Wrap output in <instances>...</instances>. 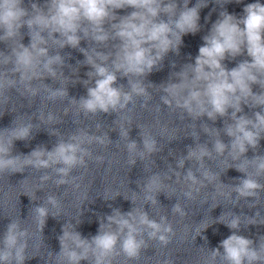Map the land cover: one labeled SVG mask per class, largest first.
<instances>
[{
	"label": "clouds",
	"instance_id": "clouds-1",
	"mask_svg": "<svg viewBox=\"0 0 264 264\" xmlns=\"http://www.w3.org/2000/svg\"><path fill=\"white\" fill-rule=\"evenodd\" d=\"M188 3L189 0H183V7L178 10L176 0H48L45 5L47 12L32 3L31 9L35 14L25 19L28 9L22 6L23 0H0V30L3 31L0 40L14 39L25 25L31 36L29 46L18 44L12 49V55L5 56L0 62L3 65L12 64L11 68L0 71V97L7 103V91L12 88L19 91L18 84L31 97H35L40 89L32 86L33 80H41L45 75L53 79L63 77V73H58L55 67L63 65L62 57L59 54H48V41L42 35L47 31L48 37L61 48L66 45L78 47L81 32L84 37L91 35L99 43L110 38L120 41L111 67L105 63L109 59L108 55L96 52L95 49L92 54L80 49L85 52V63L93 71L87 73L89 80L83 81L87 86V95L79 100L69 99V103L77 108L76 115L119 113L134 102V97H145L147 101L150 95L139 79H129V90L125 91L122 85L115 86L116 73L120 72L126 77H143L152 72L166 53L178 52L182 36L195 34L200 30L199 11L207 6L198 2L195 6L188 7ZM127 8L133 11L117 17L116 10ZM243 13L238 18L227 11L220 12V18L212 25L209 34L203 37L204 43L199 48L195 63L187 64L176 74L178 83L170 82L162 86L165 95L160 99L164 105L169 108L174 105L193 119L206 115L215 121L217 117L227 116L229 109L232 110L233 122L224 127L225 134L230 137L228 144L219 138L213 140L211 149L207 144L196 143L195 147L188 146L186 156L176 159L178 169H183L186 161H195L203 180L197 177L192 168H188L183 175L174 168L169 171L175 175L177 183L182 179L187 184L188 191L184 195L191 199L193 192L199 193L198 185L203 186L205 180L208 183L217 180L216 174L204 167L205 158H213V153L223 156L226 152L233 161L244 157L242 162L234 166L238 172L244 173V178H240L235 186H230L231 191L228 193L221 192L219 184L217 192L226 197H231V193L235 192L237 201L252 197L254 200L249 207H255L259 203L260 193L264 191V184L257 179L264 176V155H254L248 159L245 153L249 148L257 149L264 136V4L258 0L247 4ZM161 14L166 15L167 20L161 18ZM109 21L112 22V37L104 28L105 22ZM54 33H58L60 39H54ZM245 50L250 61L240 62L228 70L223 61L229 57L235 58ZM97 59L101 62L97 63ZM16 74L19 76L18 80L12 78ZM253 84L260 85L262 90L254 93ZM44 91L47 92L46 99L50 101L68 98L65 86L53 89L45 85ZM242 104H247L250 108L259 107L261 110L254 112L252 117L238 115L243 111ZM159 110L157 107L156 111ZM64 112L67 114L68 109ZM39 118L44 120V114L40 113ZM46 119L49 123L62 122L53 113H49ZM127 122L130 124L131 120ZM32 127L31 123H27L0 130L3 133L0 134V174L23 172L27 167L36 170L51 169L58 177L55 180L57 186L70 184L76 179H69L72 171L85 166L86 157H92V151L86 145L96 143L106 146L111 142L106 135H93L84 129H77L67 139H62L59 138L58 130H54L50 134L57 135L58 141L51 150L38 146L26 156H13L11 153L14 141L30 139ZM96 127L99 131L101 125L97 124ZM163 130L167 131L166 128ZM204 131L208 134L215 132L219 137L217 129L206 127ZM128 132L129 129H126L120 136L127 139L126 150L129 155L135 154L130 159V165L137 158L143 161L161 150L156 138L143 130L140 132L143 145L140 150L137 142L129 139ZM192 137L196 140L195 135ZM95 160L102 163L104 157L97 156ZM249 167L254 172H250ZM51 178L49 174L42 175L40 184H45ZM167 179H171V176H161L160 173L148 177L143 184V190L149 193L144 198L146 203L158 204L155 194L162 190ZM31 198L35 199L34 194ZM132 201L135 202L134 199ZM46 205L58 209L55 214L52 213L53 216L60 212V202L54 195H48L44 205L31 209L35 213L37 229L41 232L50 214ZM172 211L184 215L179 203L173 205ZM259 215L257 211L255 217L247 218V223L256 224V217ZM106 220L107 224L101 219L100 228L91 239L83 238L71 223L64 225L63 234L58 237L60 252L56 254L57 261L80 264L82 260H89L91 254L92 264H112V258L121 253L130 260L138 259L141 250L147 246L142 238L145 231L149 239L158 240L163 245L170 242L173 232L171 224L165 222L166 217L162 216L159 221L150 219L148 213L140 207H134L127 213L113 209ZM221 222L229 229L238 230L241 217L232 214L230 220L225 222L221 218ZM113 225L116 226L115 230L112 229ZM27 237L28 230L21 228L19 220H12L0 241V264H24L30 258L26 256ZM259 240L257 248L252 239L233 231L220 242L218 248L212 250L211 255L214 258L223 249L222 259L226 264H264V236H260Z\"/></svg>",
	"mask_w": 264,
	"mask_h": 264
}]
</instances>
